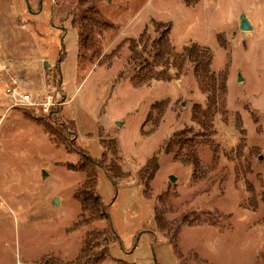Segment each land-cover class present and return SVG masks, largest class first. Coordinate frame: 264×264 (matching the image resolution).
Returning <instances> with one entry per match:
<instances>
[{
	"label": "rangeland",
	"instance_id": "374dc122",
	"mask_svg": "<svg viewBox=\"0 0 264 264\" xmlns=\"http://www.w3.org/2000/svg\"><path fill=\"white\" fill-rule=\"evenodd\" d=\"M0 264H264V0H0Z\"/></svg>",
	"mask_w": 264,
	"mask_h": 264
},
{
	"label": "trees",
	"instance_id": "16d2710c",
	"mask_svg": "<svg viewBox=\"0 0 264 264\" xmlns=\"http://www.w3.org/2000/svg\"><path fill=\"white\" fill-rule=\"evenodd\" d=\"M83 34H86V33L81 32L80 36H82ZM164 42L165 41L163 39L162 40L163 45H164ZM169 53H171V52L169 51ZM165 54H167V53H165ZM205 56H207V59H205ZM185 57H186L185 61L189 60V62H191L195 66L198 78L201 81H204V78L209 74V67H210V63H211L210 62L211 57L209 56L208 52L200 51L198 47L197 48L191 47ZM43 124L45 125V127L47 128V130L51 134H57L56 130L54 129V127L49 122L43 121ZM73 131H75V130H73ZM105 146L107 148L109 146V144L105 143ZM78 149L82 153V158L79 161V168L81 170L85 171L87 173L88 178H89V188L85 189V199H86L85 202L87 203L88 207H90L91 205L97 207L96 205H99V202L97 200V197L94 196L92 189H94V185L97 182V176H98L97 167L104 165V163H105L104 160L107 157V153L105 150L102 153L101 158L99 160H97L94 157H92L86 150H84L82 148H78ZM153 160H154V158L151 161H153ZM151 167H153V166H151ZM149 168H150L149 166L146 167V169H149ZM112 170L114 171V174H111V176L113 177L112 179L114 180L115 183H117V179L121 173V169L118 165L113 164ZM97 260H98V256L94 259V261L96 262Z\"/></svg>",
	"mask_w": 264,
	"mask_h": 264
},
{
	"label": "built area",
	"instance_id": "2783aa9c",
	"mask_svg": "<svg viewBox=\"0 0 264 264\" xmlns=\"http://www.w3.org/2000/svg\"><path fill=\"white\" fill-rule=\"evenodd\" d=\"M14 82L5 85V93L12 99L13 106H34L40 105L44 111L48 112L56 103L53 94L49 93L43 102H34L33 96L23 88L14 78Z\"/></svg>",
	"mask_w": 264,
	"mask_h": 264
},
{
	"label": "water",
	"instance_id": "95a60500",
	"mask_svg": "<svg viewBox=\"0 0 264 264\" xmlns=\"http://www.w3.org/2000/svg\"><path fill=\"white\" fill-rule=\"evenodd\" d=\"M240 28L243 30H249L252 28V24L249 21V19L246 17L245 14L241 15ZM63 46H64V44H63ZM170 178H171V180H175V177L173 175H171Z\"/></svg>",
	"mask_w": 264,
	"mask_h": 264
}]
</instances>
